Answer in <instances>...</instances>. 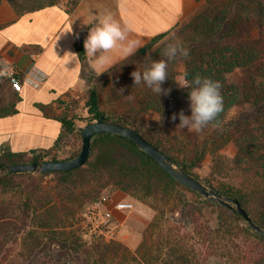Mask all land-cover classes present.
Listing matches in <instances>:
<instances>
[{"label": "trees", "instance_id": "trees-1", "mask_svg": "<svg viewBox=\"0 0 264 264\" xmlns=\"http://www.w3.org/2000/svg\"><path fill=\"white\" fill-rule=\"evenodd\" d=\"M9 1L20 14L62 3ZM205 1L188 23L193 32L186 39L189 54L183 61L189 84L200 76L222 85L223 111L205 127L208 138L202 143L190 141L195 142L191 147L178 136L175 141L179 144L144 132L141 118L150 111L163 114L165 95H157L144 83L134 84L131 73L137 69L120 82L109 79L167 33L154 36L123 65L101 74L88 71L90 81L98 77L100 83L112 85L110 99L104 103L98 85L91 88L89 121L105 114L110 121L138 129L198 178L195 168L211 153V174L202 181L238 198L264 226V41L255 36V28L264 31V0ZM78 51L85 61L82 41ZM4 65L0 62V70ZM237 69L245 73L241 82L230 79ZM16 91L12 80L0 73V116L16 111ZM235 106L257 109V114L230 118ZM60 119L63 126L55 149L31 156L12 151L0 154V264H205L202 252L191 246L195 237L203 246L214 244L215 249L206 254L215 255L217 264H264V234L254 230L241 213L184 185L135 141L119 133L96 134L89 160L72 170L13 173L7 169L24 161L61 159L54 152L62 143L75 146L71 155L62 159L77 156L82 150L76 143L78 138L83 140V126L67 115ZM231 141L235 145L233 159L222 151ZM50 173H56L52 186L44 183ZM117 190L148 201L157 211L138 252L121 241L84 237V210L102 201L107 191ZM167 212L181 213L184 218L173 223L166 219ZM44 252L50 255L43 256Z\"/></svg>", "mask_w": 264, "mask_h": 264}, {"label": "crops", "instance_id": "crops-1", "mask_svg": "<svg viewBox=\"0 0 264 264\" xmlns=\"http://www.w3.org/2000/svg\"><path fill=\"white\" fill-rule=\"evenodd\" d=\"M199 1L80 0L73 7L62 2L20 14L9 0H0V62L5 63L0 73L14 65L22 81L15 92L16 111L0 116V154L31 156L55 149L63 126L60 101L86 93L89 70L101 74L130 57L118 58L108 69H99L87 54L82 60L78 43L84 45L89 28L102 15H113L128 29V38L138 41L140 50L154 36L189 21Z\"/></svg>", "mask_w": 264, "mask_h": 264}, {"label": "rangeland", "instance_id": "rangeland-1", "mask_svg": "<svg viewBox=\"0 0 264 264\" xmlns=\"http://www.w3.org/2000/svg\"><path fill=\"white\" fill-rule=\"evenodd\" d=\"M62 2H65L69 6H73L77 0H62ZM205 4V0L199 1L196 14L204 7ZM193 17L189 21L181 23L177 28H175L172 32L167 33L161 39L152 42L151 47L146 52L141 53L139 56L137 55L133 58V60H129L117 74H113L109 77L111 83L113 81H122L134 69L142 71L143 68L149 65L152 61L166 59L164 56V50L170 43H175L178 40L181 45L185 47L186 39L192 35L193 32V30L188 26V23L193 19ZM255 29H257L255 31V36L263 39L264 41V31L261 32L258 28ZM167 72L168 79L163 83L162 87L163 89L168 90L167 94L165 93V98L167 99L165 112L160 114L155 111H150L147 114H144L141 118L140 126L144 132L155 135L157 138H163L179 144V141H175V137L178 136L181 139V142H184L185 140L184 144H189L193 147L195 142L190 143V141H205L209 136V130L204 128L200 132H195L188 131L186 128L180 129L177 127L180 123L178 114L181 111H183V113L187 116L191 115V101L189 99L190 84L185 78V64L183 56H177L176 59L168 61ZM86 76L88 81L86 93L68 95L58 104V109L60 110L61 115H67L69 118H74L79 126H84L90 122L89 119L91 114L88 101L90 99L91 88L98 85L101 92V100L104 103L110 99L112 87L111 83H100L98 77H95L92 81H90L89 75L86 74ZM244 78L245 73L242 69H237L230 75V79L236 82H241ZM256 111L257 109L249 110L248 106L245 109L240 106H235L231 109L229 117H238L240 119L242 116L247 117L251 114L256 115ZM173 114H177L176 120L172 119ZM253 117L254 116H251V120ZM82 144L83 140L78 138L76 147L82 146ZM74 149L75 146L73 144L62 143V145L58 147L54 153L62 159L70 156ZM222 151L228 158L233 159L235 156L234 141L229 142V144H227ZM211 159L212 155L209 153L205 160L195 168V173L200 176L201 180H206L211 174ZM36 173L40 172L37 171ZM55 179L56 173H50L45 176L44 183L48 186H52L56 182ZM118 201L132 202L133 207L128 210H118L115 206ZM98 203L102 204L101 210L99 209L101 213L105 215L108 212L111 213L109 221H106V219H103L100 223L97 221L98 219H102L95 210ZM84 211L85 212L84 214L82 213V216L84 215L87 221L85 226H83L84 231H87L84 237L90 240L94 238V236H99L107 241H121L133 252H138L139 246L144 240V233L146 229L157 215V211L148 201L141 200L122 190H117L111 194L107 191L105 198L102 199V201L88 205ZM91 211H95V213L92 214ZM165 217L166 219L169 218L173 223L177 220L182 221L184 218L181 213L171 212H167ZM81 223L82 222L77 223L76 227H79ZM45 239V241H48L47 238ZM191 242V246H194L199 252H202L201 258L204 260L205 264H217L218 259L215 255L210 256L206 254L210 253L208 251L209 249H215L214 244H209V247L203 246L200 242H198L197 237H195ZM44 255L49 256L50 252H44L43 256ZM116 262L120 261L116 260ZM136 263L137 262L134 261L131 264Z\"/></svg>", "mask_w": 264, "mask_h": 264}, {"label": "clouds", "instance_id": "clouds-1", "mask_svg": "<svg viewBox=\"0 0 264 264\" xmlns=\"http://www.w3.org/2000/svg\"><path fill=\"white\" fill-rule=\"evenodd\" d=\"M138 48V41L130 40L128 29L111 14L102 15L98 23L89 28L84 41L85 53L93 58L99 69L111 68L118 58L126 59L134 55ZM114 52L119 56L113 55ZM188 54V49L178 40L168 44L164 50L166 59L152 61L142 71L135 70L131 73L134 84L144 83L157 95H166L168 90L163 89L162 84L168 79V61L176 59L177 56L187 58ZM221 88L219 81L196 76L189 85L191 115L187 116L181 111L178 114L180 123L177 127L200 132L215 121L223 111ZM172 119L176 120L177 114H173Z\"/></svg>", "mask_w": 264, "mask_h": 264}, {"label": "water", "instance_id": "water-1", "mask_svg": "<svg viewBox=\"0 0 264 264\" xmlns=\"http://www.w3.org/2000/svg\"><path fill=\"white\" fill-rule=\"evenodd\" d=\"M83 145L81 152L70 159H47L43 161H24L8 165L7 169L13 173L16 172H40L46 173L56 170H72L81 167L89 160L92 140L96 134L103 132H115L126 136L135 141L144 149L150 157L155 159L165 170L179 180L184 185L198 191L204 198L224 205L235 212L241 213L247 223L257 232L264 234V226L260 225L246 209L241 201L230 195L225 194L214 187L204 183L196 175L188 172L184 165L175 160L171 155L163 151L152 140L147 138L138 129L114 121H110L107 115L87 123L83 126Z\"/></svg>", "mask_w": 264, "mask_h": 264}, {"label": "built area", "instance_id": "built-area-1", "mask_svg": "<svg viewBox=\"0 0 264 264\" xmlns=\"http://www.w3.org/2000/svg\"><path fill=\"white\" fill-rule=\"evenodd\" d=\"M4 74L6 76H8L12 80V83H13L14 87L17 90H20L22 88L21 78H20L19 73H18V71H17V69H16V67L14 65H8L5 68V70H4ZM40 78H41V80H44L45 79L44 74H41L40 75ZM96 206L97 207L95 208V210H96V212H98L97 214L102 218L101 220L98 219L97 221L99 223L102 222L103 219H106V221H109L110 220L111 213L108 212V213H106V215L103 214V213H101L100 212L101 207H102V204L101 203H98ZM115 206H116V208L118 210H128V209H131L133 207V203L132 202H129V201H118ZM91 213L93 214V213H95V211H91Z\"/></svg>", "mask_w": 264, "mask_h": 264}]
</instances>
